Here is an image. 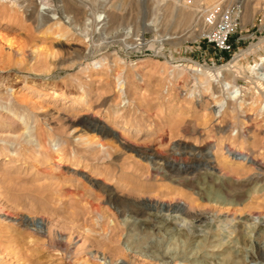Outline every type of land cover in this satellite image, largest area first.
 Wrapping results in <instances>:
<instances>
[{
  "label": "rangeland",
  "instance_id": "obj_1",
  "mask_svg": "<svg viewBox=\"0 0 264 264\" xmlns=\"http://www.w3.org/2000/svg\"><path fill=\"white\" fill-rule=\"evenodd\" d=\"M45 2L0 0V264H155L124 226L161 229L174 214L154 204L181 201L204 216L187 264H264V0ZM218 5L227 53L204 39Z\"/></svg>",
  "mask_w": 264,
  "mask_h": 264
},
{
  "label": "bare ground",
  "instance_id": "obj_2",
  "mask_svg": "<svg viewBox=\"0 0 264 264\" xmlns=\"http://www.w3.org/2000/svg\"><path fill=\"white\" fill-rule=\"evenodd\" d=\"M45 1L46 0H39V2L41 3V6H42L41 10H43V11H47V9H48L47 3ZM76 11H77V9H76ZM74 15H75V12H74ZM191 68L193 70L192 72H195V73L204 72V73H206L207 76H209L211 78V80L213 79V81H215L216 78L220 77V73L217 72L216 70H211L209 68L201 67L198 65L197 66L192 65ZM256 71H257V69H256ZM211 72H216V73L212 74ZM256 75L258 78H264V73H260V74H256ZM220 84L223 88L224 87L226 88V86L229 85V84L224 83V82H221ZM80 125L84 126V123L77 124V127ZM83 126H81V127H83ZM81 127L79 130H77V129L73 130L74 134L76 135L75 137L80 139V140H83V139L88 140V139H86L87 138L86 137L87 135L85 134L86 132H84L83 129H81ZM91 130H92L91 131L92 133L96 132V134H98L99 136H101L103 138L110 136V134L109 135L107 134L108 131L106 133V130L102 127L97 128L96 126H93ZM78 131L80 132V134L77 135ZM94 138H96V137H94ZM67 143H68V141H64V144H67ZM95 143L99 144L98 138L96 139ZM189 151H190V153H192L194 151V149L190 148ZM210 151H211V149H208L205 151V156L209 160L211 159ZM131 152H133L139 159L144 160L147 163H150L152 166L156 165V163L154 162L155 159L152 156H149V155L145 156L142 152H139L135 149H132ZM226 154H227V156H229L231 159L234 160V158H233L234 153L233 152H231L227 149ZM239 162H242V163L247 162L248 163L249 161L247 160V158L241 157ZM170 165L175 166L172 164H170ZM175 167H177V168L179 167L180 169L184 170V172L186 170H188V166H185L182 164H178ZM103 188L104 187L101 186V187H98L97 190L104 192ZM108 198L110 199V197H108ZM206 200L210 201V202H219L221 205H226V204L229 205V203H224V201L222 199H218V197H216V196H212L211 198L207 197ZM107 203L110 205L111 202H109V200H108ZM137 208L138 207H136V205H134L133 209L130 210L131 211L130 214L136 218H137V216H140V218H141L144 214L139 212L140 209H137ZM154 209H156L158 213L161 212L162 210L165 211L166 213H169V214L173 213L174 217L171 218V220H173V223H170V221L168 223H166L165 219L161 218L160 221L157 220V222L158 223L160 222L159 224H161L162 228L158 229L156 231H152L150 229V226L146 225V224L145 225L142 224L141 226H143V227L136 226L134 224H128V225L124 226V227H126L127 235L125 236L124 241H122L123 246L133 249L135 252L139 253L140 256L145 257V258H147L146 255H149L150 253H154L155 256H153V260H154L155 264H157V262L159 260L163 259L165 256L170 257V259H174V261L178 262L179 264L180 263L185 264L187 262V257H186L187 255H185L186 252H188V254L190 256H193L195 253L200 251L204 245L202 243V241H199V242L194 241L191 244L189 243V241H187V239L189 240V239L194 238V234L191 232V227H189V225L187 223H188V221L191 222L193 220L202 219L204 217L202 215L203 213L197 212V210L193 206H190V205H188L182 201L178 202L174 205H170V204L165 205L164 207L162 205H159V204H154ZM141 211H142V209H141ZM232 215H234V214H232ZM179 223L181 224V228L185 229V232H182L180 234H178V233L171 234L168 230L171 229V227L175 226L176 224L178 225ZM150 231H152V233ZM196 238H198V237H196ZM239 241H241L242 244L244 243L243 239H241V238ZM223 259H222L223 260L222 264H225L227 262L229 264H239V262L236 260L235 256L232 260H230L229 254H227L226 257ZM260 262L264 263V254H262Z\"/></svg>",
  "mask_w": 264,
  "mask_h": 264
},
{
  "label": "built area",
  "instance_id": "obj_3",
  "mask_svg": "<svg viewBox=\"0 0 264 264\" xmlns=\"http://www.w3.org/2000/svg\"><path fill=\"white\" fill-rule=\"evenodd\" d=\"M234 9L221 6L211 8L203 17V25L208 32L204 39L220 52H230L228 40L235 27Z\"/></svg>",
  "mask_w": 264,
  "mask_h": 264
}]
</instances>
